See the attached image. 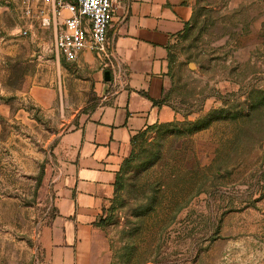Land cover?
<instances>
[{"label": "rangeland", "instance_id": "1", "mask_svg": "<svg viewBox=\"0 0 264 264\" xmlns=\"http://www.w3.org/2000/svg\"><path fill=\"white\" fill-rule=\"evenodd\" d=\"M5 5L0 0V264H42L54 147L95 97L75 64L55 62L54 33L35 26L18 35L25 22ZM202 15L184 51L234 84L209 80L193 97L194 109L204 93L221 98L206 128L175 120L137 142L110 218L113 264H264V36L247 61H236L237 36L220 43L234 17Z\"/></svg>", "mask_w": 264, "mask_h": 264}, {"label": "crops", "instance_id": "2", "mask_svg": "<svg viewBox=\"0 0 264 264\" xmlns=\"http://www.w3.org/2000/svg\"><path fill=\"white\" fill-rule=\"evenodd\" d=\"M115 2L107 39L114 65L123 70V84H113L110 72L109 80H104L108 70L102 69L103 59L94 53L83 52L71 63L95 98L54 147L52 217L38 241L42 264H113L110 218L115 180L137 134L175 120L201 119L223 108L221 98L208 93L200 97L197 109L192 106L193 97L209 80L234 84L184 51L202 12L208 9L222 20L234 17L231 35L220 43L227 46V37L237 36L236 61H247L255 38L264 36V0ZM9 5L11 0H6L5 8ZM55 54L58 63L62 56Z\"/></svg>", "mask_w": 264, "mask_h": 264}, {"label": "built area", "instance_id": "3", "mask_svg": "<svg viewBox=\"0 0 264 264\" xmlns=\"http://www.w3.org/2000/svg\"><path fill=\"white\" fill-rule=\"evenodd\" d=\"M24 20L18 35L25 36L35 26L51 28L53 47L68 62H76L83 52L98 55L102 69L112 75L113 84H123V70L117 69L108 47L107 27L113 17L115 0H11ZM106 60V61H105Z\"/></svg>", "mask_w": 264, "mask_h": 264}, {"label": "trees", "instance_id": "4", "mask_svg": "<svg viewBox=\"0 0 264 264\" xmlns=\"http://www.w3.org/2000/svg\"><path fill=\"white\" fill-rule=\"evenodd\" d=\"M215 112H210L209 114H207L205 117L201 118V119H197L195 120L193 123H189L188 125H191L192 126V130L193 131H198V130H201L203 128H206L209 124V119L212 120L213 119V116H214ZM163 125H166V124H163ZM163 125H154V126H151L150 129H159L161 126ZM148 133H150L148 130H144L143 132L137 134L136 138H135V146L133 147L132 151H131V154L129 155V157H127L122 165H121V168L119 170V172L117 173V177H116V180H115V199H114V202H113V206L111 207L112 211L117 207V204L119 202L118 200V196L122 190V170H123V167L125 165H127L129 163V161L132 160V156L134 154V150L136 148V144L137 142H139L141 139H143ZM148 205V204H147Z\"/></svg>", "mask_w": 264, "mask_h": 264}, {"label": "water", "instance_id": "5", "mask_svg": "<svg viewBox=\"0 0 264 264\" xmlns=\"http://www.w3.org/2000/svg\"><path fill=\"white\" fill-rule=\"evenodd\" d=\"M109 71H105V73H104V80L105 81H108L109 80Z\"/></svg>", "mask_w": 264, "mask_h": 264}]
</instances>
